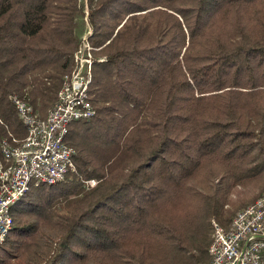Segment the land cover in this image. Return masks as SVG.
I'll list each match as a JSON object with an SVG mask.
<instances>
[{"label": "trees", "instance_id": "1", "mask_svg": "<svg viewBox=\"0 0 264 264\" xmlns=\"http://www.w3.org/2000/svg\"><path fill=\"white\" fill-rule=\"evenodd\" d=\"M85 3L0 0V162L27 136L13 97L56 103ZM88 5L95 114L70 125L75 168L12 207L0 264H203L213 221L264 192V0Z\"/></svg>", "mask_w": 264, "mask_h": 264}, {"label": "built area", "instance_id": "2", "mask_svg": "<svg viewBox=\"0 0 264 264\" xmlns=\"http://www.w3.org/2000/svg\"><path fill=\"white\" fill-rule=\"evenodd\" d=\"M88 37L74 54V67L63 77L57 101L45 118L14 96L26 138L3 139L0 162V246L14 227L12 207L32 183L54 184L75 168L76 148L66 138L71 123L95 114L90 99L94 57ZM92 179L86 184L93 185ZM210 259L203 264H264V194L234 216L230 228L213 221Z\"/></svg>", "mask_w": 264, "mask_h": 264}, {"label": "rangeland", "instance_id": "3", "mask_svg": "<svg viewBox=\"0 0 264 264\" xmlns=\"http://www.w3.org/2000/svg\"><path fill=\"white\" fill-rule=\"evenodd\" d=\"M85 17H84V20H83V22H84V33H83V35H82V38H85V37H89L90 35H92L94 32H93V29H92V26L90 25V23H89V20H88V15H89V5H88V0H85ZM90 38V37H89ZM83 40V39H82ZM90 42V41H89ZM90 44H91V42H90ZM92 55H93V57H94V54H93V52H92ZM94 59H95V57H94ZM97 183V182H96ZM95 183V184H96ZM261 183V181H258L256 184H260ZM95 184H93V185H89V186H87L88 184H85V186H86V188H87V190L90 188V186H94ZM264 194V192H261V193H259V195H257V197L254 199V200H256L258 197H260L261 195H263ZM252 202V201H251ZM217 222H218V220H217Z\"/></svg>", "mask_w": 264, "mask_h": 264}]
</instances>
